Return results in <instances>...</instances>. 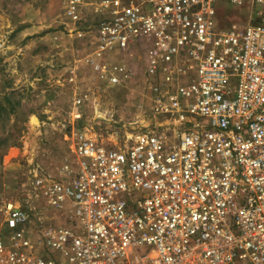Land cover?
<instances>
[{
    "label": "built area",
    "instance_id": "obj_1",
    "mask_svg": "<svg viewBox=\"0 0 264 264\" xmlns=\"http://www.w3.org/2000/svg\"><path fill=\"white\" fill-rule=\"evenodd\" d=\"M85 7L96 55L122 59L93 68L128 81L135 45L159 122L80 137L46 190L56 222L7 202L0 264H264V0H68L74 25Z\"/></svg>",
    "mask_w": 264,
    "mask_h": 264
},
{
    "label": "rangeland",
    "instance_id": "obj_2",
    "mask_svg": "<svg viewBox=\"0 0 264 264\" xmlns=\"http://www.w3.org/2000/svg\"><path fill=\"white\" fill-rule=\"evenodd\" d=\"M67 3L0 0V234L7 202L58 220L46 190L69 177L80 137L112 146L159 122L139 49L134 45L123 59L131 78L110 84L92 63L107 68L122 59L96 55L90 8L74 25ZM245 14L222 7L218 20L246 22Z\"/></svg>",
    "mask_w": 264,
    "mask_h": 264
}]
</instances>
